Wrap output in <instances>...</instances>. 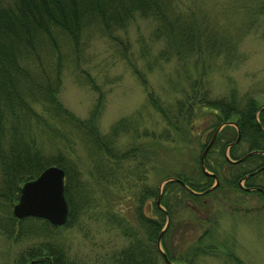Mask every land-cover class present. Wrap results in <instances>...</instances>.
Returning a JSON list of instances; mask_svg holds the SVG:
<instances>
[{
  "label": "trees",
  "instance_id": "trees-1",
  "mask_svg": "<svg viewBox=\"0 0 264 264\" xmlns=\"http://www.w3.org/2000/svg\"><path fill=\"white\" fill-rule=\"evenodd\" d=\"M195 1L0 0V238L8 242L6 246L24 238L39 239L23 252L10 254L8 258H13L14 263L79 264L77 258H69L68 247L57 234L73 228L85 217L87 224L96 221L100 227L116 232L124 243L116 251L98 253L101 263L165 264L156 250L155 240L167 220L159 236V248L166 260L173 264H196L200 257L215 259L221 253L222 264H242L230 251L226 254L225 247L217 244L212 235L217 222L213 204H229L230 207H225L230 215L248 211L241 208L246 196L258 199L264 206V171L257 173L261 180L254 185L262 192H245L237 184L247 169L253 172L263 167L259 154H264V109L255 117L260 104L253 95L237 96L232 82L221 98H210L204 74L211 64L205 59L216 57L219 52L229 56L227 52L232 44L218 36L209 14L202 7H195ZM232 1L235 6H228L227 14L241 15L244 23L249 19L250 24L254 22L251 17L264 18V0ZM136 17L151 21L153 29L149 35L161 43L155 61L160 58L162 63H167L172 58L183 69L184 82L172 85L173 96L178 98L167 104L153 97L151 90L147 91L141 70L127 63L145 90L148 106L164 125V132L158 138L169 141L175 137L178 142L190 144L193 152L197 148L201 153L205 144L198 137L192 135V140L188 135L193 128L190 123L196 117L193 112L205 111L212 117L209 139L224 124L204 154L203 167L211 175L201 171L199 157L194 155L193 163L180 164L169 174L165 173L156 185H147L145 173L140 176L138 168L154 153L143 149H150L149 144L138 143L144 134L139 137L132 130L133 124L122 117L110 126L107 135L99 133L96 128L99 96L85 120H78L57 100L63 67L58 47L66 44L76 51L80 37L95 31L113 40ZM143 47L147 52L149 44ZM190 67L195 76L189 72ZM227 124H235L240 134L241 151L235 153L237 145H234L227 152L231 160L244 156L245 152L258 154L250 155L242 164L229 163L223 155L224 147L234 142L236 134L234 127ZM127 131L129 146H117V138ZM73 133L77 135L75 141ZM75 145L84 147L85 162L90 166L86 178L80 173V158H74ZM51 165L62 168L64 174L62 194L67 217L62 226L53 227L36 217L20 221L11 217V206L17 202L21 184L36 178ZM108 178L117 182L119 189L124 186L130 192V207H126L129 215L118 214L115 205L107 202V196L100 200L102 204L94 202L95 190L106 193L101 185ZM165 179L173 181L164 182ZM252 179H246L244 184ZM215 180V187L210 189Z\"/></svg>",
  "mask_w": 264,
  "mask_h": 264
},
{
  "label": "rangeland",
  "instance_id": "rangeland-1",
  "mask_svg": "<svg viewBox=\"0 0 264 264\" xmlns=\"http://www.w3.org/2000/svg\"><path fill=\"white\" fill-rule=\"evenodd\" d=\"M193 4L195 7H202L209 14L212 23L216 25L218 36L224 38L228 44H232V48L227 52L229 56L219 52L218 56L212 55L214 58L205 59L208 64H211L209 71L204 74L207 78L206 82L208 81L210 98L215 100L221 98L230 88L228 83L232 82L238 93L237 96L252 97L253 95L258 103H262L264 98V18L251 17L254 21L252 25L249 19L244 23L241 15L236 17L227 14L230 8L228 6H235L232 0H196ZM152 29L149 19L136 17L126 26L125 31L117 32L113 40L104 38L95 31L80 37V44L76 51L69 49L66 44L61 45L58 49L62 55L63 67L60 70V83L57 88V100L78 120L88 118L99 96L101 104L96 117V128L99 133L107 135L110 132V126L122 117L127 119L129 124H133L132 130L139 137L144 134L138 143L149 144L150 149L145 147L143 149L154 154L138 170L141 173L140 176L145 173L144 178L150 186L156 185L165 173L169 174L176 166L193 163L192 156L199 155L197 148L193 152L190 144L176 141L172 134H169L170 138L173 137L169 141L158 138L164 132V125L154 110L148 106L144 88L132 75V70L127 65L131 62L134 68L141 70L146 80L145 88L148 89L147 91L151 90L153 97L158 101L168 104L173 98L174 100L178 98L173 96L172 85L184 82L181 76L183 69L175 64L172 58L167 63H162L160 58L157 62L155 61L161 43L151 39L149 32ZM143 45L147 47L145 49L147 52L142 50ZM189 70L191 75H194L191 67ZM193 114L196 117L190 123L193 128L188 133L189 137L192 140L193 136L198 137L201 143L208 141V134L211 132L208 128L212 117L205 111L201 114L194 111ZM66 131L70 132V130ZM66 131L64 130V133ZM129 131L117 138V146L122 148L129 146L130 141L127 139ZM72 137L75 141L77 135L73 133ZM83 148L81 145H75L72 150L75 153L74 158H80L82 162L80 173L83 178H86L87 171L90 172V166L85 162L86 154ZM118 174L115 173L114 176L119 177ZM113 181L108 178V182L104 181V186L100 184L106 193L103 195L95 190L94 202L102 204L100 200L107 196L109 205H115L118 214L122 212V216H127L129 210L126 207H130L128 201L130 192L124 186L119 189L115 181L112 185ZM127 181H129L128 178ZM244 200L241 202V208H248V211L245 213L240 211L232 215L225 207H230L229 204L225 206L222 202L213 204V210L217 213V222L213 225L212 235L217 244L225 247L226 254L230 251L231 256L237 261L240 260L242 264H264V206L258 199L250 196H246ZM85 219L84 217L78 221L79 225L71 229L65 228L57 234L62 244L68 247L69 258L71 260L77 258L79 264H111L110 262L101 263L97 258L98 255L116 251L124 243L122 244L121 238L113 230L100 227L96 221L87 224ZM17 242L6 246L8 242L0 238V264H16L13 258H8L10 254L23 252L26 246L39 242V239L24 238ZM6 247L9 248L8 255H6ZM221 247L218 249L223 252L224 249L221 250ZM220 254L215 259L210 256L200 257L196 264H222L223 258Z\"/></svg>",
  "mask_w": 264,
  "mask_h": 264
},
{
  "label": "water",
  "instance_id": "water-1",
  "mask_svg": "<svg viewBox=\"0 0 264 264\" xmlns=\"http://www.w3.org/2000/svg\"><path fill=\"white\" fill-rule=\"evenodd\" d=\"M221 127H218L213 131L211 140L205 145L203 153H201L199 166L203 170V173L207 174L204 167H202L203 154L209 149V145L213 141L214 134L219 132ZM248 155V153H246ZM244 155V158L245 156ZM242 158V160L244 159ZM36 178L31 179L29 182H23L19 193L18 202L12 204V214L16 220H21L23 217H36L37 219H45L48 225L61 227L66 220L67 205L64 202L62 194L64 174L62 168L51 165L39 172ZM165 181H173V179H165ZM162 182L160 186L164 183ZM159 189V186L158 188ZM160 190V189H159ZM156 203H158V200ZM167 225L166 224L164 227ZM162 231L156 237V250L159 251L162 260L165 264H173L171 261L165 259V255L160 251L159 236L161 237ZM180 264V263H178Z\"/></svg>",
  "mask_w": 264,
  "mask_h": 264
},
{
  "label": "flooded vegetation",
  "instance_id": "flooded-vegetation-1",
  "mask_svg": "<svg viewBox=\"0 0 264 264\" xmlns=\"http://www.w3.org/2000/svg\"><path fill=\"white\" fill-rule=\"evenodd\" d=\"M255 97V96H254ZM256 98V97H255ZM256 100V99H255ZM258 103V102H257ZM260 105H259V108L258 109H256V111L254 112L255 114H254V116L256 117L257 115H258V112L260 111V110H263L264 109V98H263V100H262V103H259ZM224 126V124H222L220 127L222 128ZM227 126H229V127H234V131H235V140H234V142H232V143H229V144H225V147H224V152H223V155L225 156V159L226 160H228V162L229 163H238V164H242V162H244L245 161V159L248 157L249 158V156L250 155H252V154H258V153H255L256 151H254V152H252V154H250V153H248V155H246V153L247 152H245L244 153V155H246L245 156V158H244V156H239V158H237V159H234V160H231L230 158H229V155H227V152H229V150L234 146V145H237V147H236V149H235V153H237V152H240L241 150H240V148H238V143H239V136H240V134H238V130H237V127H236V125L235 124H231V125H229V124H227ZM220 128V129H221ZM215 135V134H214ZM211 136H213V135H211ZM225 137H227V136H225ZM212 138V137H211ZM211 138L207 141V142H203L202 143V145L203 144H205V145H207V143L211 140ZM214 139V138H213ZM227 139V138H226ZM211 143H213V141L211 142ZM205 145H204V148H203V150L205 149ZM210 146V145H209ZM210 148V147H209ZM203 150H202V152L201 153H203ZM209 150V149H208ZM208 150H206V152L208 151ZM201 153H199V155H198V157H199V163H200V156H201ZM204 154H205V152H204ZM204 154H203V159H204ZM259 155H261V157L263 158V162H262V164H263V167L262 168H259V167H257L256 168V170L255 171H253V172H249V169H247V171L245 172V174H244V176H242V178H241V180H240V182H238L237 184L240 186V188L243 190V191H245V192H250V193H252V192H256V191H258V190H260L261 192L263 191V190H261L260 189V187H258V186H254V185H256L257 184V181H260L261 180V178H260V175L259 174H257V173H259V172H261V171H264V154H262V153H260ZM242 158H244L243 160H242ZM203 159H202V167H203ZM198 163V164H199ZM200 167V166H199ZM201 168V167H200ZM204 169H205V167H204ZM201 171L203 172V170L201 169ZM205 171L206 172H208L206 169H205ZM205 173V172H204ZM208 175H211V174H209V173H207ZM250 179V178H253L252 180L253 181H249V182H247L246 183V185L244 184V182L246 181V179ZM216 180H215V183L211 186V188L210 189H212V188H214L215 187V184H216Z\"/></svg>",
  "mask_w": 264,
  "mask_h": 264
}]
</instances>
